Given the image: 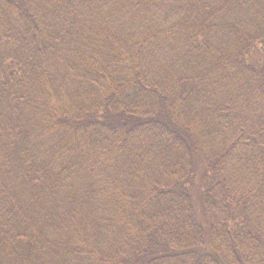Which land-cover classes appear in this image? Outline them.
<instances>
[{"label":"trees","instance_id":"1","mask_svg":"<svg viewBox=\"0 0 264 264\" xmlns=\"http://www.w3.org/2000/svg\"><path fill=\"white\" fill-rule=\"evenodd\" d=\"M0 264H264V0H0Z\"/></svg>","mask_w":264,"mask_h":264}]
</instances>
